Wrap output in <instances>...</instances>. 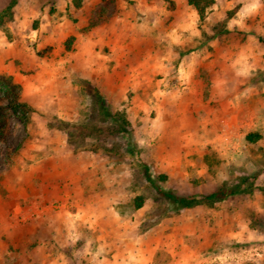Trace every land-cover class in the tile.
<instances>
[{
	"label": "rangeland",
	"instance_id": "374dc122",
	"mask_svg": "<svg viewBox=\"0 0 264 264\" xmlns=\"http://www.w3.org/2000/svg\"><path fill=\"white\" fill-rule=\"evenodd\" d=\"M212 1L0 0V75L30 107L0 140V264H264V0ZM109 21L112 76L69 72L51 24ZM222 185L245 192L175 211L155 190Z\"/></svg>",
	"mask_w": 264,
	"mask_h": 264
},
{
	"label": "crops",
	"instance_id": "0c3cea01",
	"mask_svg": "<svg viewBox=\"0 0 264 264\" xmlns=\"http://www.w3.org/2000/svg\"><path fill=\"white\" fill-rule=\"evenodd\" d=\"M83 5L87 6L88 2L87 1L83 2ZM81 27H83V24H77L76 26L70 24H51L50 31L52 34L51 36L52 38L50 40L54 38V41H57L59 47V44L62 43V40H64L66 37L72 36L74 40L71 45V48L65 52L66 55L65 57L64 56L63 57L64 60L68 59L69 61L70 60L72 62L74 61L76 67L75 68L71 67L70 70L68 69V71L69 72L73 71L78 76L82 78H87L88 76L93 77V75L90 74L89 72H93V70L95 69V71L99 73V76L95 77V80L100 79L102 77H105L108 80L112 75L107 69L109 64H107L106 61L109 60L110 57L112 59V55H116L122 58V56H124V54L127 52V49L124 50L125 48L121 47V52H118V54H116L115 51H112L111 54H109L108 56L105 53L103 55V52L101 53L102 51L101 49L104 46H110V48H113V46L116 43L118 44L120 43L119 45L121 46L123 44L128 45L130 42V41H126L128 28H126V25L122 26V31L121 33H119L120 35H118L117 27H114L113 24H111V21H109V23L98 24L94 27H90L88 30H85V28L83 29ZM43 29L44 28H42L41 25V27L34 32V35L35 34L37 35V33H41ZM173 29L174 30L181 29V27L180 25L177 26L175 24L173 26ZM42 37L44 39L45 36H41V37L39 36L40 39ZM138 37L139 36H137L136 38L137 41L139 40ZM179 41L180 40H178V43ZM162 58L164 60H167L165 56H163ZM119 81L120 80H118V82L116 83L115 80L114 83L116 84L113 87L112 86H106V88L104 87L105 88L104 91L114 95V93L118 90Z\"/></svg>",
	"mask_w": 264,
	"mask_h": 264
},
{
	"label": "trees",
	"instance_id": "16d2710c",
	"mask_svg": "<svg viewBox=\"0 0 264 264\" xmlns=\"http://www.w3.org/2000/svg\"><path fill=\"white\" fill-rule=\"evenodd\" d=\"M16 0H11V5H13ZM188 4L192 5L197 14L202 17L204 14V9L210 6L212 0H187ZM6 101V104H1V101ZM30 110L28 104L20 100V89L13 83L10 77L0 75V140L4 137V132L7 127V120L9 112L14 114H21V112ZM261 138L258 132H249L245 136V140L249 143H254ZM147 171V168H146ZM147 179L150 181L149 175ZM160 180H164L165 176H159ZM242 179L241 181H243ZM157 194L173 206L175 211L192 208L198 205H213L214 203L220 202L228 197L245 192L239 186L229 187L227 185H222L215 191L204 194V195H177L171 191H166L161 188H155ZM139 199V198H138ZM141 201L138 200L135 207H141Z\"/></svg>",
	"mask_w": 264,
	"mask_h": 264
}]
</instances>
